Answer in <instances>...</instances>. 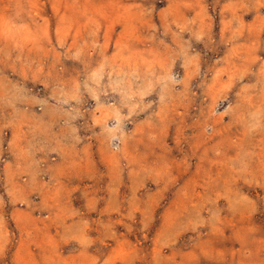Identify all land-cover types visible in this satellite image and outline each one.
Instances as JSON below:
<instances>
[{"label":"rangeland","instance_id":"obj_1","mask_svg":"<svg viewBox=\"0 0 264 264\" xmlns=\"http://www.w3.org/2000/svg\"><path fill=\"white\" fill-rule=\"evenodd\" d=\"M0 264H264V0H0Z\"/></svg>","mask_w":264,"mask_h":264}]
</instances>
